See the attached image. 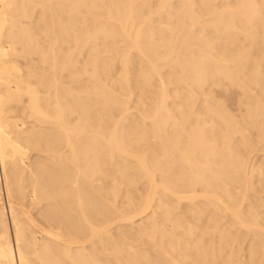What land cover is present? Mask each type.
I'll return each instance as SVG.
<instances>
[{"label":"bare ground","instance_id":"obj_1","mask_svg":"<svg viewBox=\"0 0 264 264\" xmlns=\"http://www.w3.org/2000/svg\"><path fill=\"white\" fill-rule=\"evenodd\" d=\"M0 264H264V0H0Z\"/></svg>","mask_w":264,"mask_h":264}]
</instances>
